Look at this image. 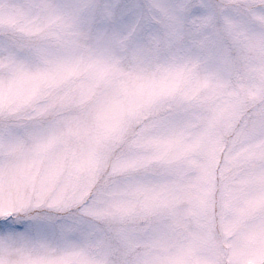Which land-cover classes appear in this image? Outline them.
<instances>
[{"label": "snow or ice", "instance_id": "6c2138e0", "mask_svg": "<svg viewBox=\"0 0 264 264\" xmlns=\"http://www.w3.org/2000/svg\"><path fill=\"white\" fill-rule=\"evenodd\" d=\"M0 264H264V0H0Z\"/></svg>", "mask_w": 264, "mask_h": 264}]
</instances>
